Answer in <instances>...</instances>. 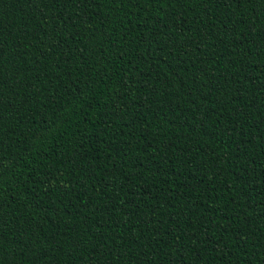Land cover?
<instances>
[{"label":"trees","instance_id":"obj_1","mask_svg":"<svg viewBox=\"0 0 264 264\" xmlns=\"http://www.w3.org/2000/svg\"><path fill=\"white\" fill-rule=\"evenodd\" d=\"M0 264H264V0H0Z\"/></svg>","mask_w":264,"mask_h":264}]
</instances>
